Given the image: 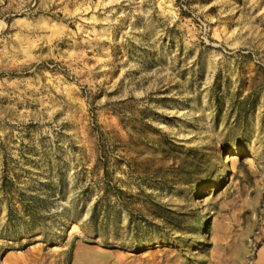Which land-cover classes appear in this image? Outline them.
Here are the masks:
<instances>
[{
  "label": "rangeland",
  "instance_id": "1",
  "mask_svg": "<svg viewBox=\"0 0 264 264\" xmlns=\"http://www.w3.org/2000/svg\"><path fill=\"white\" fill-rule=\"evenodd\" d=\"M263 190L264 0H0V264H227Z\"/></svg>",
  "mask_w": 264,
  "mask_h": 264
},
{
  "label": "built area",
  "instance_id": "2",
  "mask_svg": "<svg viewBox=\"0 0 264 264\" xmlns=\"http://www.w3.org/2000/svg\"><path fill=\"white\" fill-rule=\"evenodd\" d=\"M264 243V190L256 213V225L247 239V254L244 264H257L258 252Z\"/></svg>",
  "mask_w": 264,
  "mask_h": 264
},
{
  "label": "crops",
  "instance_id": "3",
  "mask_svg": "<svg viewBox=\"0 0 264 264\" xmlns=\"http://www.w3.org/2000/svg\"><path fill=\"white\" fill-rule=\"evenodd\" d=\"M256 225V222H255ZM255 227V226H254ZM254 229V228H253ZM243 228L241 231L237 232L236 238L233 236V231H230L229 236L232 238V240L239 241L238 245L241 246V252L237 256H234L230 260H228L227 264H244L246 254H247V239L252 233L250 230ZM257 264H264V243L261 245L258 257H257Z\"/></svg>",
  "mask_w": 264,
  "mask_h": 264
},
{
  "label": "bare ground",
  "instance_id": "4",
  "mask_svg": "<svg viewBox=\"0 0 264 264\" xmlns=\"http://www.w3.org/2000/svg\"><path fill=\"white\" fill-rule=\"evenodd\" d=\"M232 161L233 162H236L237 161V158L236 157H233Z\"/></svg>",
  "mask_w": 264,
  "mask_h": 264
}]
</instances>
